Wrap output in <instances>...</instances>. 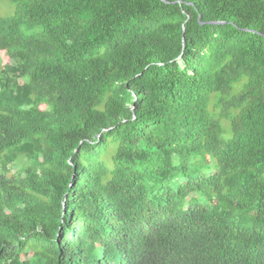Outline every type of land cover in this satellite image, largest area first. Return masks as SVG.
<instances>
[{
    "label": "trees",
    "instance_id": "obj_1",
    "mask_svg": "<svg viewBox=\"0 0 264 264\" xmlns=\"http://www.w3.org/2000/svg\"><path fill=\"white\" fill-rule=\"evenodd\" d=\"M9 1L0 264H264V0Z\"/></svg>",
    "mask_w": 264,
    "mask_h": 264
},
{
    "label": "rangeland",
    "instance_id": "obj_2",
    "mask_svg": "<svg viewBox=\"0 0 264 264\" xmlns=\"http://www.w3.org/2000/svg\"><path fill=\"white\" fill-rule=\"evenodd\" d=\"M13 12V5L9 0H0V15L7 16ZM3 62L8 63L9 59L7 56H3ZM202 158V157H201ZM205 163V160L203 161Z\"/></svg>",
    "mask_w": 264,
    "mask_h": 264
},
{
    "label": "water",
    "instance_id": "obj_3",
    "mask_svg": "<svg viewBox=\"0 0 264 264\" xmlns=\"http://www.w3.org/2000/svg\"><path fill=\"white\" fill-rule=\"evenodd\" d=\"M210 23H216V21H210Z\"/></svg>",
    "mask_w": 264,
    "mask_h": 264
}]
</instances>
